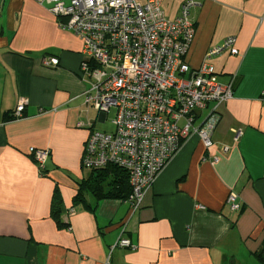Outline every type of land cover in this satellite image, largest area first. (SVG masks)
I'll return each mask as SVG.
<instances>
[{
	"label": "crops",
	"instance_id": "crops-1",
	"mask_svg": "<svg viewBox=\"0 0 264 264\" xmlns=\"http://www.w3.org/2000/svg\"><path fill=\"white\" fill-rule=\"evenodd\" d=\"M186 1L162 0L166 17ZM193 1L185 61L199 69L210 48L235 37L238 55L207 62L221 84L235 78L233 99L220 107L212 147L198 135L183 140L132 215L129 202L86 184L100 175L82 166L87 126L102 122L82 96L83 42L48 4L0 0V264H264V0ZM31 148L49 151L43 170ZM121 238L133 248H114Z\"/></svg>",
	"mask_w": 264,
	"mask_h": 264
},
{
	"label": "built area",
	"instance_id": "built-area-1",
	"mask_svg": "<svg viewBox=\"0 0 264 264\" xmlns=\"http://www.w3.org/2000/svg\"><path fill=\"white\" fill-rule=\"evenodd\" d=\"M36 1L48 4L61 20L59 27L83 42L78 77L88 86L82 95L85 104L102 123L115 111L113 132L97 131L96 121H89L82 166L90 171L109 166L124 170L132 190L126 201L133 215L183 140L198 135L206 148L212 147L219 110L233 99L235 78L221 84L207 62L225 51L238 55L236 38L210 48L206 62L191 70L185 57L195 36L190 20L193 0H187L174 19L166 17L162 0ZM44 64L56 68L59 61L47 58ZM26 104L19 103L15 119L23 117ZM203 111L207 115L196 125ZM242 134L236 130L234 140ZM30 153L43 170L49 151L31 148ZM232 208L239 210L237 204ZM116 247L133 248L126 238Z\"/></svg>",
	"mask_w": 264,
	"mask_h": 264
},
{
	"label": "trees",
	"instance_id": "trees-1",
	"mask_svg": "<svg viewBox=\"0 0 264 264\" xmlns=\"http://www.w3.org/2000/svg\"><path fill=\"white\" fill-rule=\"evenodd\" d=\"M93 172H98L100 175L97 176V179L95 181H88L86 182L87 186H90L95 191H100L105 193V196L107 198H113V199H124L127 200L129 195L131 194V186L129 184V177L128 174L115 166H109L106 169L103 170H96ZM113 174V179L110 177V175ZM105 177V178H104ZM111 178L110 182H107V188L110 187V189L104 190L105 186H101V183H104L108 178ZM57 195V194H56ZM55 195V199L52 205V215L55 217V215L60 211V205L61 201L57 198ZM76 201L80 199V196H76ZM263 261L264 258L259 256Z\"/></svg>",
	"mask_w": 264,
	"mask_h": 264
},
{
	"label": "rangeland",
	"instance_id": "rangeland-1",
	"mask_svg": "<svg viewBox=\"0 0 264 264\" xmlns=\"http://www.w3.org/2000/svg\"><path fill=\"white\" fill-rule=\"evenodd\" d=\"M92 118L96 119L98 117V113L97 112H92L91 113ZM115 117V111L112 110L108 116V120L106 121V123H96L95 124V130L97 131H103V132H113L114 131V125L112 124V120Z\"/></svg>",
	"mask_w": 264,
	"mask_h": 264
}]
</instances>
